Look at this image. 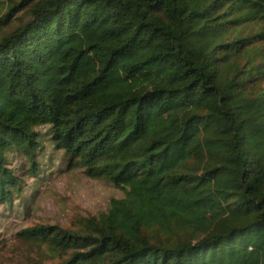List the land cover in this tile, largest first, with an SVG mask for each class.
<instances>
[{
	"label": "trees",
	"instance_id": "obj_1",
	"mask_svg": "<svg viewBox=\"0 0 264 264\" xmlns=\"http://www.w3.org/2000/svg\"><path fill=\"white\" fill-rule=\"evenodd\" d=\"M45 141L121 197L40 264H264V0L0 2V205Z\"/></svg>",
	"mask_w": 264,
	"mask_h": 264
},
{
	"label": "rangeland",
	"instance_id": "obj_2",
	"mask_svg": "<svg viewBox=\"0 0 264 264\" xmlns=\"http://www.w3.org/2000/svg\"><path fill=\"white\" fill-rule=\"evenodd\" d=\"M43 146L35 158L41 170L35 178L25 175L29 164L24 157L11 158L16 174L24 176L11 206L0 205V264H40L39 252L17 235L21 230L40 224L67 228L79 218L104 212L111 198L121 197L110 184L91 180L79 169L67 172L63 153L53 151L47 141Z\"/></svg>",
	"mask_w": 264,
	"mask_h": 264
}]
</instances>
